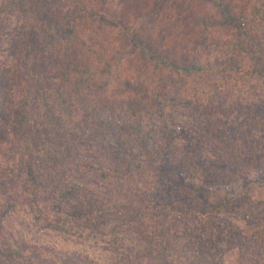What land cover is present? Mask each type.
<instances>
[{
    "label": "trees",
    "instance_id": "1",
    "mask_svg": "<svg viewBox=\"0 0 264 264\" xmlns=\"http://www.w3.org/2000/svg\"><path fill=\"white\" fill-rule=\"evenodd\" d=\"M125 1L128 0H119L120 3ZM161 1L157 11L141 15L154 28L166 23V14L171 8L179 11V6L183 5L182 0ZM71 2L80 3V0H0V48L3 44L7 46V55L0 56V154L2 146L13 142L14 149L22 159L19 164L27 170L19 168L16 177L23 182V198L33 206L38 228L42 227L46 236L56 240L47 246H38L39 242H36L37 246L32 247L26 243L23 235L20 238L13 235L5 239L0 237V264L11 263L15 256L16 264H102L93 261L88 253L65 249L58 238H72L78 233L75 227L80 226V218H85L91 231L111 222V228L118 229L121 234L124 230L119 223L127 220L125 214L132 216L140 232L137 231V236L134 231L130 235L125 233L124 237L127 238L123 239L129 238V244L124 246L125 252L121 253V257L117 254V248L111 247L116 254L111 264H174L169 258L177 253L179 239L185 244L186 251L181 258L185 264H214L217 254L214 253L217 250L214 238L223 233L219 230L216 234L212 233L213 228L209 227L208 221L218 218L225 210L241 208L248 202L252 182L264 186V131L260 138L250 142L249 138H253L248 130L250 125H241L240 116L233 115L238 105L243 107L244 102H239L242 97L230 98L235 94L233 88L239 85L238 80L250 78L261 83L264 81V0L263 7L256 6L251 14L247 12L242 15L236 11V15L233 14L228 1L215 0L221 12L228 11L232 18L241 19L242 23L237 26L227 51L222 49L206 62L198 59L190 65H174L158 43L150 45L141 35L131 38L155 62L172 64V68L181 73L205 75L210 79L206 80L207 88L204 91L208 103L204 108L199 106L196 113L191 112L188 116L197 128L201 127L205 142L215 143L220 150L218 156L224 162L218 160L216 165L230 174L231 170L241 172L240 159L243 155L232 145L240 139L248 145L246 148L250 153L249 158L244 159L260 168L262 175L257 179L247 180L243 177L245 184L240 196L222 199L208 213L204 207L206 203L183 205L171 198L158 199L146 175V167L152 163L158 147H163L161 138L165 139V130H169L170 134L178 130V123L171 119L173 113L160 124L164 130L162 137L156 128L154 135H135L132 141L136 149L132 145L133 153L122 155V149L127 147L120 135L123 126L119 123H123V118L115 116L113 110L106 111L104 105L92 103L85 91L86 80L83 78L90 75L91 64L97 61L90 56L97 58V50L91 40L79 37L77 29L84 19L76 15ZM247 15H254L255 18L247 23ZM255 20H259V23H255ZM143 23L148 22L143 19ZM119 26L122 27L121 24ZM136 34H139V30H136ZM224 86L230 89L226 97H223L221 90ZM228 98L233 106L226 108ZM145 102L146 97L141 99V103ZM249 104L258 105L255 108L264 110V94L252 99ZM163 115L160 109L159 117ZM261 115L264 119V112ZM214 117L224 124L218 130L212 129L216 123ZM132 121H129L130 126H142L137 119ZM209 124L210 127H207ZM111 128L115 130L114 133H111ZM151 143L155 149L150 146ZM170 147L166 151L164 166L175 163L174 169L170 166L166 168V176L170 175V180L178 186L183 184L186 187L189 183L184 181V176L179 181L174 178L179 170L177 167L182 163V149L174 143ZM40 150L45 158L40 155ZM8 170L11 173L10 168ZM162 170L157 168L158 176ZM221 176H224V181L227 179L226 173H219L218 178ZM7 179L8 174L0 173V198L5 195V190L11 188L12 182L5 184ZM9 180L12 181L11 178ZM75 181L79 184H75ZM125 190H129L127 200L115 197ZM203 192L205 189L201 193L196 191L200 194ZM85 199L93 203L91 211L82 206L87 203ZM39 201L45 207L50 203L54 213L44 215L39 212L41 209L36 210ZM110 206L115 210L109 209ZM260 210L253 219L262 222L264 209ZM3 216L6 218L7 215L0 209V230L5 228ZM183 219L187 220V227L192 230L185 236L176 229V222ZM49 230L55 231L56 237ZM33 232L38 234L35 230ZM263 248L264 242L260 254L264 253L261 252ZM45 250L52 252V255H45ZM56 256L60 258V263L56 261Z\"/></svg>",
    "mask_w": 264,
    "mask_h": 264
},
{
    "label": "rangeland",
    "instance_id": "2",
    "mask_svg": "<svg viewBox=\"0 0 264 264\" xmlns=\"http://www.w3.org/2000/svg\"><path fill=\"white\" fill-rule=\"evenodd\" d=\"M148 1L128 0L120 3L119 0H80V3L71 2L76 15L84 19L79 22L83 24L77 29L79 37L91 40L95 51L97 50V58L90 56L92 60L97 61L91 64L90 75H85L83 78L86 80L85 91L89 94L88 98L92 103L104 105L106 111L113 110L115 116L123 118V123H119L125 128L121 127L120 134L127 146L121 151L123 156L130 152L133 153L134 142L132 140L135 135L140 134L143 137L148 133L154 135L156 128L157 133L162 137L164 130L161 129L160 124L164 119L170 117V113H173L171 119L178 123V130L174 131V134L165 130V139L161 138L163 147H158L152 163L146 167V175L148 179L150 178L151 186L158 199L171 198L183 205L206 203L204 207L208 213L222 199L240 196L245 184L243 177L245 176L247 180L257 179L262 175L259 172L260 168L244 159L245 157L249 158L250 153L247 152L248 145L246 146L240 139L232 145L238 153L241 152L243 155L240 159L241 172L234 173L231 170L232 174H230L224 168L216 165L218 160L224 162L218 156L220 150L215 147V143L207 144L205 142V138L201 134V127L197 128L191 117L188 116L191 112L196 113L199 106L204 108L208 103L204 91L207 88L206 80L210 79L205 75L181 73L173 69L172 64L155 62L151 55L139 49L132 39L135 38V35H141L150 45L158 43L174 65H190L198 59L206 62L208 59L214 58L215 54L222 49L227 51V45L232 36L236 34L237 26L241 25L242 21L232 18L228 11L221 12L215 0H182L183 5H178L179 11L171 8V11L169 10L166 14V23H162L159 28H154L143 16L142 18L148 23L142 25L141 15L145 12L157 11L162 1L156 3ZM226 1L230 3L231 12L235 15V11L240 13L239 15L247 12L251 14V10L256 6L263 7L262 0ZM247 16L249 19L247 23L255 18L254 15ZM255 23H259V20H255ZM136 30H139V34H136ZM3 45L0 51L1 57L7 55V46ZM148 49L149 47L146 48V50ZM233 78L235 79V77ZM238 81H240L237 82L239 85L233 88L235 94L230 98L234 99L240 95L239 97H242L243 101L240 99L239 102H244V105L243 107L238 105L233 115L234 117L240 116L241 125L246 127L250 125L248 130L253 138H249V140L252 142L258 137L260 138L262 130L264 131V119L261 115L264 110H259L255 108L259 107L258 105L253 106L249 103L252 99L264 94V81L261 83L250 78H242ZM221 90L223 97L230 94L228 87L224 86ZM144 97H146V102L141 103V99ZM230 98L227 100L226 108L233 106ZM160 109L164 115L159 117ZM155 115L156 117L152 119ZM133 116L142 126L129 125V121L134 119ZM214 119L216 123L212 129L218 130L221 124L222 126L224 124L220 122V119L216 117ZM207 127H210V124ZM207 127L206 129H208ZM110 131L111 133L115 132L113 128ZM112 138H114V134ZM228 140L232 142L231 138ZM171 143L179 144L182 149V163L177 167L179 170L175 172L174 178L179 181L183 180L184 176V181L189 183V185L186 184V187L183 184L178 186L170 180V175L166 176V168L170 166L174 169L173 164L175 163L168 164L167 167L164 166L167 161L166 151L171 148ZM150 146L156 148L152 143ZM134 147L135 150L136 146ZM40 155L45 158L41 150ZM21 160L14 149L13 142L1 147L0 173L8 174L6 185L10 182L12 184L11 188L5 190V195L0 198V209L4 210L7 215L6 218L3 216L5 228L0 230V237L5 239L9 235H13L20 238L23 235L26 237V243L32 247L37 246L36 242H39L38 246L53 244L52 242L56 240L49 235L46 236V233L42 232V227L38 228L35 222V210L23 198V182L19 178L16 179L19 168L26 170L19 164ZM157 168H163L160 176L157 174ZM223 172L227 177L225 181L224 176L218 178L219 173ZM10 178L12 181L9 180ZM75 184H79V182L77 181ZM93 186L95 185L93 184ZM204 189L206 193L200 194ZM196 191H200V193H196ZM128 193L129 190H125L123 194H117L115 197L127 200L126 194ZM22 201L24 203H21ZM85 201H87L86 205L83 203L82 206L87 211L88 209L91 211L93 203L87 199ZM246 201L248 202L244 203L241 208L225 210L219 214L218 218L208 221L209 227L213 228L212 233L216 234L219 231L223 233L217 239L216 236L215 238L212 236L215 240L214 245L217 247V250L214 251L217 253L214 264H264V253H259L264 242V220L260 222L257 218L253 219L261 211L260 209H264V186L262 187L258 182H252ZM39 209H41L39 212L44 215L54 213L50 203L45 207L42 202H37L36 210ZM109 209L115 210L112 206ZM69 217L73 218L74 216ZM131 217L125 214L124 218L129 221L119 223L124 230L123 234H120L118 229L113 230L111 222L100 226L98 230L91 231L87 227L85 218H80L78 220L80 226L75 227L78 233H75L72 238H58V241L61 242L59 244L69 251L77 250L88 253L87 255L93 261L111 264L116 257L111 247L115 246L118 250L117 254L121 257V253L125 252L124 246L129 244V238L123 239L127 238L124 237L125 233L130 235L131 231H134L137 236V231L140 232L139 226ZM181 221L176 222L179 234L183 236L190 234L192 230L187 227V220ZM22 223H25L26 226ZM28 230L30 232H27ZM34 230L38 234L33 232ZM49 231L52 236L56 237L55 231ZM64 236L66 237V235ZM39 239L41 240L38 241ZM205 243L208 246L207 240ZM184 246L185 244L179 239L177 253L169 258L170 262L185 264L181 260L182 253L186 251ZM44 252L47 256L52 255V252L48 253L46 250ZM261 252H264V248ZM42 256L40 255V257ZM56 261L60 263L58 256H56ZM7 263L16 264V256L14 261ZM207 263L209 262H200V264Z\"/></svg>",
    "mask_w": 264,
    "mask_h": 264
}]
</instances>
